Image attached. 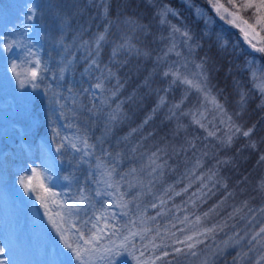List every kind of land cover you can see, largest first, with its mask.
Here are the masks:
<instances>
[{"label":"trees","instance_id":"1","mask_svg":"<svg viewBox=\"0 0 264 264\" xmlns=\"http://www.w3.org/2000/svg\"><path fill=\"white\" fill-rule=\"evenodd\" d=\"M63 1L65 4L61 7L60 0L53 5L62 18L39 20L46 26L42 31L45 34L42 58L46 60L48 50L54 51L58 44L69 50L72 59L63 75L70 72L72 80L67 85L57 72L42 79L43 96L36 108L40 106L48 113L44 125L32 131L33 138L42 135L40 127L44 128L48 121L56 122L53 118L57 115L69 134L75 133L80 140L87 139L93 147L88 160H81L66 147L59 151V192L66 196L63 204L71 205L81 197L85 199L74 205L71 215L63 207L57 212L62 213L65 223L74 220L79 230L89 221L102 204L96 192L104 191L105 187L97 183L102 179L96 173L98 164L101 165L99 172L105 168L116 169L113 180L126 193L125 200L134 203L123 209L128 213L126 216L120 215L117 219L115 228L119 232L111 233L97 245L108 247L111 252L104 259L91 260L90 264H137V261L140 264H187V260L197 257L205 247L210 251L207 264H264V233L260 232L264 228V184L254 185L255 179L263 175L264 167V94L256 88L257 81L252 76L256 72L257 77L264 78V52L257 50L264 48V36L259 28L256 29L248 16L245 20L238 19L247 21L260 41L257 49H252L239 38L237 19L233 20L227 11L218 12L209 0H152L150 7L144 0ZM163 6L174 13H169L168 19L178 22L191 34L192 45L186 58L193 68L204 72L209 96L188 91L179 81L167 88L169 77L164 72L169 57L159 60L156 57L159 50L155 51L152 44V36L157 33L153 10ZM63 21L64 26L58 27ZM101 34L104 39L96 57L101 69L95 66L96 72H90L95 80L89 82L95 85L102 80L103 89H98L96 100L91 101L83 67L92 51L83 54L78 44ZM71 43L70 49L68 44ZM133 46L143 47L146 55H133ZM65 87L71 89V106L63 99ZM112 92L116 94L113 96ZM164 93H167L164 97L167 105L178 103L173 120L179 124L180 132L174 131L171 118L164 119L158 114L150 117ZM239 93L246 105L235 114L234 102ZM186 108L195 109L198 111L194 112L195 116L203 113L205 121L208 119L206 139L199 122H188ZM219 109L234 114L240 129L228 139L216 135L222 126L210 117ZM106 111L112 114L107 115ZM248 130L249 136H243ZM186 137L200 140L205 144L203 147L208 145V148L199 147L192 156L185 157L183 141ZM5 148L12 146L0 136V153ZM175 159L180 168L168 173L166 167ZM93 167L96 168L92 172ZM129 185L133 187L130 189ZM0 186L12 197L1 159ZM136 193L140 195L132 200ZM14 208L23 212L24 203ZM54 213L56 211L47 216L41 209L36 237L43 248L33 264H79L59 241L50 220ZM209 215L214 216L208 223L210 226L206 224L204 230L192 228L197 218ZM130 220L136 221L138 229L150 231L144 233L143 240L135 237L134 247L129 245L125 249L120 245L127 235L124 226ZM21 222L18 234L25 231L24 219ZM207 229L213 230L208 232ZM187 237L192 239L187 240ZM189 243L195 247L188 249ZM51 247L54 252L49 256L47 250ZM177 248L181 251L176 252ZM192 251L196 252L195 256L191 255Z\"/></svg>","mask_w":264,"mask_h":264},{"label":"rangeland","instance_id":"2","mask_svg":"<svg viewBox=\"0 0 264 264\" xmlns=\"http://www.w3.org/2000/svg\"><path fill=\"white\" fill-rule=\"evenodd\" d=\"M42 1V6H40L41 0H0V45L12 43L14 41L23 45V47H17L15 43H12L11 51H5L0 47V136L5 137L10 146H12L11 149L5 148L1 150L0 159L7 174L8 187L10 191L13 192L11 197L8 191L0 186V249H2V251H0V264H33V261L39 256L38 251L43 248L42 245L37 243L36 237L38 231L37 225L41 223V209L43 208L47 216H49L52 211H56L57 213V209L60 208L58 205L66 201L65 193L59 192L60 163L58 160L59 152L57 151V146L63 143L67 150L75 154L81 160L90 159L91 154V149H85L84 145L81 143L83 139L80 140L75 133L69 134L68 131L64 129L57 115L53 118L56 122L53 123L51 120L48 121L44 128L40 127L42 135L33 138L32 131L44 125V117L46 113H48V111L44 112L40 106L36 108L37 104H41L40 98L43 96L40 86L42 79L46 80L49 74L56 75L55 72L59 73V76H61L59 69L68 67L72 59L69 57V50L66 51L60 44L53 48L54 51H52V49L48 50L49 53L46 60L42 58L45 43L43 36L45 34L44 32L42 33V31L46 30V26L40 23L39 20H43V17H49L51 21L62 18L59 13L57 14L55 12L56 10L53 6L54 2L59 0ZM209 1L214 7L215 5H223V7L219 9L215 7L217 11L226 12L225 9H227L228 13H232V15H230L232 16L231 18L233 20L237 19L236 28L239 31L238 33L241 41L249 48L257 49V45H259L260 41L253 33L252 27H249V24L238 19L245 20L244 18L248 19L247 16L250 17L251 22L256 25V29L258 27L259 31L264 36V22H258L259 18L264 16V10L258 12L255 6L247 9L244 8L243 5L247 0H231V2L230 0ZM144 2H146L149 7L153 3L152 0H144ZM60 3L61 7L65 4V1L60 0ZM255 3L258 4L259 0H255ZM29 7H34L36 9L35 16L31 20L28 19V16L31 15L28 11ZM162 8L153 10L154 17H157V33L152 36V44L154 45L155 51L159 50L157 52L159 54L156 56L159 60L164 61L163 59L166 56L169 57V65H166L167 68L164 72V74L168 73L166 76L169 77L167 88L169 89L174 82L179 81L181 85L188 88V91L194 90L201 96L204 94L207 96L209 92L204 82V72L198 69V67L193 68L186 58V54H188L190 46L192 45L191 34L187 28H184L178 22L168 19L167 15L173 13L168 7L163 6ZM168 10L170 12H168ZM65 17H68V15L65 14ZM62 23L63 24H58L60 25L58 27H63L65 21ZM241 29H243V31H241ZM97 38L98 36H94L90 41L78 44L83 54H90L92 51L87 63H85L83 67V76L91 101H95L99 94L94 84H91V81L89 82L90 79L95 80L94 76L91 75L93 71L96 72L95 66L101 69V67L98 66L96 57L98 55L99 44L102 40L97 44ZM68 45L67 46L71 49L72 46L70 45H72V43ZM132 48L134 49L133 55L142 57L146 55L143 47L133 46ZM29 49H31L32 53L35 55H29ZM36 59L41 61L42 66L46 65L48 68V71L41 72L42 78L35 81L40 87L33 88L31 83H25L24 87H21L17 76L11 70L12 65L16 64L18 66L17 72L20 73V79H25L28 69L33 67V64L29 63V61H35ZM93 61H95V63H93ZM173 73H179V78L174 76ZM103 75L105 77L104 73ZM63 79L67 85H69L72 80L71 73L68 72L63 75ZM185 80L191 81V83H185ZM115 94L116 93L112 92L113 96ZM166 94L167 93L160 95L159 104L152 109L150 117L158 114L164 119L171 118L174 131L180 132L179 124L173 120V111L178 103L176 105H167V99L164 98ZM62 95L64 101L68 102V106H71V104H69L71 92L68 88H64ZM169 98L172 100L171 96ZM241 98V94L239 93L238 99L234 102L235 114H239V109L246 105V100L241 101ZM186 112V118L189 123L191 122L194 124L195 122H199L202 126L201 131L206 139L208 137V127H206V125H208V119L205 121V115L203 113H198L195 116L194 112L198 111L192 108H186ZM106 113L107 115L112 114L108 111H106ZM212 116L217 119L222 126L221 131H217L216 135L220 134L222 137L228 139L239 132L236 130L238 125L235 122L236 118L234 114H228L219 109L216 114L213 113L210 115V117ZM229 117L231 119H229ZM206 118L209 117L206 116ZM144 122H146V119ZM138 130H140V128H138ZM56 132L59 133L58 136ZM134 134L137 135L139 133ZM65 137L68 139L65 140ZM69 142L76 143L81 151L77 152L72 149ZM183 143L185 145L183 150L185 157L192 156L193 152H196L199 147L205 145L200 140L194 141L192 137H186ZM207 148L208 145L203 147L204 150ZM157 151L158 149L155 153H157ZM175 151H178V149ZM85 152L88 154L86 155ZM150 157L151 161L154 160L153 155ZM156 157H158V154H156ZM191 165L193 166V162ZM95 168L96 167H93L91 171L93 172ZM166 168L168 173L171 172V169L179 170L178 160L175 159L174 162L171 161ZM33 169L36 170L35 176L33 175ZM262 170L263 175L254 181L255 187H261L264 184V167H262ZM101 172L102 169L99 172V168H97V176L101 175ZM21 177H33L34 190L26 191L24 185L20 183ZM248 182L249 185H251V180ZM40 184L50 189V192H43L40 188ZM113 191V189H107L106 187H104V191H100L102 195L97 196V200H100L102 204L98 209L103 208L105 201L113 204L114 198L107 194ZM52 193L56 195L53 197ZM38 196H42L46 199L47 210L42 206L41 200L37 199ZM21 202L24 203L23 212L19 208H14ZM133 204L134 203L131 202V205ZM97 210L94 211V214L90 217L89 223L80 226V230L84 231L88 236L91 235L89 231L92 228L91 221H95L98 215ZM122 212L123 209L115 207L113 204V207L108 209L107 215L111 216L112 213H115L116 216L114 219H109V225H115ZM56 213L53 214L52 218L59 222L60 218L56 216ZM213 217V215H209L201 219L197 218V220L193 222L192 228L204 230L206 224H208ZM21 219H24L25 231H21V233L18 234L19 228L22 225ZM100 226H103L102 220ZM60 227L66 230V236L70 242L78 241V232L74 225V220H69L66 223L64 221L60 222ZM54 229L59 235L55 226ZM111 233V228L106 229L103 234V239ZM59 241L61 245L65 247L61 238ZM79 242L82 243V241ZM207 248L209 247H205L202 252L199 251L197 257H194L191 261L187 260L186 263L207 264L210 253L209 249L208 251L206 250ZM60 251H62V249ZM53 252L54 249L52 247L47 250L49 256H51ZM63 254H65V251Z\"/></svg>","mask_w":264,"mask_h":264},{"label":"snow or ice","instance_id":"3","mask_svg":"<svg viewBox=\"0 0 264 264\" xmlns=\"http://www.w3.org/2000/svg\"><path fill=\"white\" fill-rule=\"evenodd\" d=\"M231 2V0H230ZM256 7L257 11H261L264 10V0H259V3L256 4L255 0H247V2L243 5L244 8H252V7ZM215 7L217 9L222 8L223 5H215ZM238 7V6H237ZM28 11L31 13V15L28 16V19L31 20L34 18L35 13H36V9L34 7H29ZM225 11H227V9H225ZM229 15H232V13H229ZM258 22H264V16L260 17ZM245 23H247V21H245ZM249 27H252L251 25H249ZM241 31H243V29H241ZM247 35V34H246ZM104 36L103 34H101L100 36H98L97 38V44H99V41L103 40ZM15 43L17 47H23L22 44H19L18 42H12ZM12 43H7V44H3L0 45V47H2L5 51H11L12 49ZM258 51L264 52V48H260L257 49ZM29 55H35L34 53H32L31 49L28 50ZM29 63L33 64V67L28 69L27 74L25 76V79H20V73L17 72V65L13 64L12 65V72L17 76V79L19 80L20 86L24 87L25 83H31V86L33 88H38L39 84L35 83V81L41 79V72L42 71H48L47 66H42L41 65V61L39 59H36L35 61H29ZM93 63H95V61H93ZM65 68L62 67L59 69L60 71V78H63V73L65 72ZM165 75H168V73H165ZM174 76H176L177 78H179V73H173ZM253 79L255 81H258L255 86L258 88V90L264 94V79H260L259 77H257L256 72L252 73ZM185 83H191V81H184ZM94 87L96 89H103V81L101 80L100 82L96 83L94 85ZM69 91H71V89H69ZM229 119H231L229 117ZM237 131H240L239 128L236 129ZM211 135V133H209ZM250 134V130L249 131H245L243 132V135L245 137L249 136ZM56 135L58 136L59 133L56 132ZM65 140H67L68 138L65 137ZM70 146L72 149H74L75 151L79 152L81 151V149L77 146L76 143L74 142H69ZM81 143L84 145V148H92L93 145L88 144L87 139H83L81 141ZM64 147L63 143L59 144L57 146V151L59 152L62 148ZM85 154L87 155L88 153L85 152ZM262 159H264V157H262ZM98 168L101 167V165H97ZM116 169L113 167L110 170L105 168L103 169V171L101 172V177L102 179L97 181V183H103L105 185V187L107 189H114L113 192L111 193H107L108 195H111L114 199H113V204L115 207L121 208V209H126L129 206V203H131V201H126L125 200V196L126 193L122 192L120 190V186L119 183L113 180V174L115 173ZM133 172H135V169H132ZM33 175H36V170L33 169ZM121 179H123V176L121 177ZM20 183L24 185L25 190L26 191H30V190H34V186H33V177H21L20 179ZM133 186L129 185V188L131 189ZM40 188L43 190V192L48 193L50 192V189L44 187L43 184H40ZM83 191V190H82ZM56 194L52 193V196L54 197ZM97 196L102 195V193L100 191L96 192ZM140 193H136L135 196L132 197V200H135L137 196H139ZM37 199L41 200L42 206H44L47 210V201L44 197L42 196H38ZM84 197H81L80 201H73V204L69 205V204H60L58 205V207H63L65 209H67L68 214L71 215L73 207L75 204L77 203H83L84 202ZM113 204L108 203L107 201L104 202V206L102 209H98V215L96 217L95 221H91L92 223V228L89 230L91 232L90 236H86L84 232L80 231L79 229H77L78 232V241L77 242H70L69 239L66 236V230L61 229L60 227V222L64 221V216L62 215V213L57 212L56 216L60 218V221L58 222L56 219H53L50 216V220L53 223V225L56 227L57 232L60 235L61 240L63 241L64 245L66 248H68L74 255L75 259L79 262V264H90L91 260L99 258V259H104L105 255L109 252H111V249L108 247H104V246H97L98 243L103 239V234L105 232L106 229L111 228L112 229V235H116L119 232V229L115 228V225H109L108 221L109 219H114L116 214L112 213L111 216L107 215V211L109 208L113 207ZM153 207H155V205H153ZM77 211H80L81 209L77 208ZM128 213L127 212H122L121 215L126 216ZM101 220L103 221V226H100ZM90 221H85L84 223L87 224ZM127 229V235L123 236V239L121 241V245L120 247L127 249V247L129 245H131L132 247H134V238L139 236L141 240H143L144 237V233L147 231H150V229L147 228H137L136 225V221L134 220H130L128 222V225L124 226ZM94 230V231H93ZM213 229H207L206 231L211 232ZM261 233H264V228L260 229ZM191 237H187V240H191ZM253 239H255V237H253ZM79 241H82V243H80ZM111 244L115 245L114 241H110ZM178 243H184L183 241H178ZM195 247L194 244H187V248L188 249H193ZM0 251H2V249H0ZM176 252H180L181 249L177 248L175 249ZM141 255H143V253H141ZM165 255H168V253H165ZM191 255L195 256L196 252L192 251ZM137 264H140L139 261H137Z\"/></svg>","mask_w":264,"mask_h":264}]
</instances>
